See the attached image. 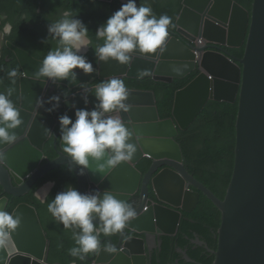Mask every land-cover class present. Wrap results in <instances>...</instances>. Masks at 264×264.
<instances>
[{
	"label": "water",
	"instance_id": "95a60500",
	"mask_svg": "<svg viewBox=\"0 0 264 264\" xmlns=\"http://www.w3.org/2000/svg\"><path fill=\"white\" fill-rule=\"evenodd\" d=\"M184 4L178 18V33L168 29L173 33L168 35L162 53L159 49L151 55L139 53L130 66L120 65L110 58L107 62L99 61L96 72L85 73L73 69L76 74L74 80L71 75L64 79L57 78L46 98H43V103L39 104L38 115L30 129L31 113L24 107L33 109L35 101L31 103L27 95L35 98L39 95L40 100L39 92L45 86L40 79L48 80V77L41 76L37 81L30 82L37 90L24 89V82L21 103L17 107L23 123L9 129V132L17 134V141L11 145H0L4 151L3 158H0V185L7 194L22 197L45 173L69 164L78 175V191L81 194H96L99 191L102 199L104 192L110 191L115 198L128 203L139 192L137 216L126 227L131 232L144 233L145 237L148 234L155 236L158 232L167 236L176 235L182 211L193 212L200 203V194H203L221 212L218 249L213 252L214 264H264V0H254L252 13L236 0H185ZM182 34L191 40L202 38L205 43L193 45ZM8 46L24 69L26 76H23V80L32 79L42 61L12 42H8ZM245 46L244 58H237L229 50ZM195 50L201 54L203 74L178 92L172 118H161L154 92L131 90V95L125 101L130 105V110H121L123 123L131 132L127 142L137 149L130 162H120L110 171L107 167L100 171L97 165L105 163L113 155L106 150L99 161L90 157L89 167L84 169V174H80L81 166L61 150L55 149L58 157L39 167L20 186L22 178L16 172L25 176L38 167L44 155V143L56 124L54 105L57 102L50 98L58 95V82L72 88L89 84L96 76L102 79L113 76L146 78L160 73L162 68L177 79H185L197 68ZM138 70L147 71L139 75ZM154 76L157 80L174 82L173 77ZM37 85H41V89ZM238 96L235 164L226 196L221 200L186 170L178 138L180 128L188 131L210 101L234 104ZM98 103L95 88H87L75 96L67 95L58 102V106L59 111L65 109L74 122L76 108L99 111ZM107 115L115 116L116 111L105 113ZM27 131L28 136L25 135ZM63 146L61 142V148ZM147 156H152L154 162L144 172L140 165ZM151 191L155 200L150 197ZM7 203L8 198L1 200L0 209L6 210ZM13 213L21 215V223L12 234L17 248L10 262L7 251L0 250V264H41L45 261L47 239L36 209L22 204ZM93 223L100 225L101 222L94 216ZM126 234L124 229L118 244L104 238L107 240H103L101 245L108 241L115 250L103 249L94 253L93 257L81 260V263L148 264L147 256L143 254L148 245L146 238L124 241ZM132 242L141 250L137 247L134 249Z\"/></svg>",
	"mask_w": 264,
	"mask_h": 264
},
{
	"label": "clouds",
	"instance_id": "9594fccd",
	"mask_svg": "<svg viewBox=\"0 0 264 264\" xmlns=\"http://www.w3.org/2000/svg\"><path fill=\"white\" fill-rule=\"evenodd\" d=\"M106 2H111V1H106ZM123 2L125 3H123L118 10L113 12L107 18V20L96 29L95 35L97 40L103 41L101 45L95 48L97 65L96 64L92 65L91 61H89L85 56H82L89 53L91 49V39L88 37L89 29L83 23L82 20L71 18L72 13L70 11L63 12L61 19L49 25L48 27L49 33H51L53 37L59 38L58 41L59 47H57L55 50L48 51L47 55L43 59L35 57L27 49L14 44L10 40L6 42L7 46H8V42H12L14 45L26 50L30 55L33 56V58L42 61V65L39 68L38 72L34 74V77L32 79H29L28 81L27 80L24 81L23 76H26L24 69L22 68L21 63L18 57L16 56L15 52L12 49H10L8 46V48L14 52L22 69V71L20 72L18 69L13 68L10 69L7 73L12 84H15L16 80L19 78L20 100L19 103H13V101L10 99L13 92L15 91L14 88L10 87L7 88L5 91L0 92V125H3L0 126V145H4V144L11 145L17 141L18 138L17 134L15 132H9V129H15L23 123V120L20 116V111L17 107L20 106L21 103L22 88L24 86V82H25L24 89H36L34 85L30 84V82L34 80L37 81V79H39L41 76L48 77V80L40 79L41 81L45 82L44 90L42 92H39L41 93L40 100L38 98L39 95L37 98L27 95V98L31 103L35 101L33 109L24 107L28 112L31 113L30 115L31 123L28 126V128L30 129L36 116L38 115L39 104L43 103L42 101L43 98H46L47 92L51 89L52 83L57 82L56 81L57 78L64 79V78H68L69 75H71L72 79L74 80L76 74L75 72L72 71L73 69L80 72L84 71L85 73L96 72V70L99 67V61L107 62L110 58L117 61L120 65L130 66L136 55H140V54L151 55L153 53H156L158 49L159 52L161 53L165 50L166 40L168 35L172 34L173 32H175L176 34L178 33V28H179L178 18L181 15L184 7L176 21L177 29L171 30L169 28V25L172 22L171 17L167 15H161L159 18H157L153 14V11L149 5L141 4L138 6L137 0H127ZM238 2L241 3L240 1ZM241 5L251 13L253 12V6L252 8H247L243 4ZM10 26L12 27L11 24L5 25L3 29V33H0V46L3 43L2 41L4 40L5 35L11 33L12 28ZM168 29L173 32L169 31ZM182 37L196 46H200L205 43V40L202 38H198L197 40H191L188 36L184 34H182ZM245 47L247 48V46ZM236 49H242V48H229L232 54H234L232 51ZM195 52L197 54V61H196L197 68L190 76H192L195 72L198 71L200 73L198 77H200L203 74L202 71H204V68L202 67L201 54L197 50H195ZM234 55L237 58H244L245 56L244 55L243 57H241L236 54ZM158 62H160V60ZM146 71L147 70H138V74L144 75ZM155 74L162 77H169V78L173 77L174 82L165 81L164 79L157 80L154 76ZM155 74L153 76L146 78H136L130 76L128 77L113 76L110 78L102 79L99 76H96L92 79V81L89 84H79L72 88L63 83L58 82V89H59L58 95L50 98V100H55L57 102V104L54 105V107L56 108V113H55V118L57 119L56 124L49 138L44 143L43 146L44 155L38 167L32 170L31 172H29L25 176H21L19 173L16 172V174L22 178V184L20 186L24 185V183L28 180V178L39 167L57 158L58 152H56V150L57 151L61 150L63 153L68 155L72 159V161H74L77 165L81 166L80 174H84V169L89 167L90 157L96 161H99L104 157L106 150H110V153L111 154L113 153V155H111L106 160L105 163L98 164L97 165L98 170L103 171L107 167L110 171L112 168H115L120 162H130L133 156L135 155L137 149L134 144L127 142L131 137V132L128 131V129L125 127L123 123L124 120L122 118L121 110L124 112H128L130 110V105L126 104L125 101L128 99V96L131 95V90L138 89V90H148L154 92L156 95L157 104L160 112L161 109H160L159 98L156 89L138 87V86H132V87L125 86L123 80L130 79V80L143 81L151 78L158 82H166V83L174 84L177 80H185L190 77L188 76L185 79H177L173 75L171 76L170 72L164 68L161 69L160 73H155ZM197 78H195L193 81H195ZM37 88L41 89V85H37ZM87 88H95V95L97 100L99 101L97 107L100 110L97 111L93 109L89 111L85 108L82 109L76 108L75 109L76 119L73 118L75 119V121L73 122L72 119L67 115V111L65 109H63L61 112L59 111L58 102L61 99L63 101L64 97H66L67 95H69V97L75 96L77 93L83 92ZM177 94H176V99H177ZM176 99H175V106H176ZM239 101H240V96H238L237 99L238 105H239ZM85 102L87 103V100H85ZM210 102H219V101H210ZM220 103H224V102H220ZM225 103H229V102H225ZM229 104H233V103H229ZM48 110L51 111L52 109H48ZM113 111H116L115 116H110V115H107V117L105 116V113L113 112ZM161 118L165 120V118H163L162 115ZM181 130L183 129L180 128V136H181ZM45 131L47 132L49 130L45 129ZM57 131L59 132L56 134ZM25 135L26 136L29 135L28 131L25 133ZM53 138H54V144L56 142V146H55L56 156L54 158L48 155L45 150L48 141L52 140ZM61 142L64 145L62 148H61ZM3 152L4 151L0 149V158H3L4 155ZM147 160L151 161V165L148 169H145L143 167V164ZM153 162L154 159L152 158V156H147V158H145L142 161L140 168L144 172H147L153 165ZM1 164H4V162H2ZM63 165H68L70 168H72L69 164H63ZM61 166H58L45 173L32 185L31 190L28 192V194L22 197L7 194L4 187L0 185V189H2L3 191V195L0 197V201L3 200L4 198H8L6 210L0 209V250L7 251L9 255L8 256L9 262H10V257L15 253V248H17L12 234L16 232L15 230L21 223V215L13 212L17 209L18 206L22 204H27L28 206L35 208V206L28 204L26 202H19V204L15 207V209L11 211V213H9L10 210L8 209L10 205V196L14 198H24L30 195L33 192L34 187L38 184L40 180H42L48 174L60 168ZM184 166H185V159H184ZM76 176H77V189L69 186L66 188V190L58 192L55 195L54 199H52L50 202L47 203V210L54 218V220L58 221L59 223H62L64 229L73 230L72 239L74 240L76 246L69 249V254L72 257L78 258L80 260V264H82L81 260H85L87 257L91 258L94 256V253H98L103 249H106L107 251H114L115 249L112 245H110L111 243L109 244L108 241H105L101 245V242H103V240H107L110 238L112 239V243L118 244V241L120 239V233H122V231L125 229L127 234L124 238V241L133 238L135 239L146 238L148 245L144 248L145 251L143 254L147 256L148 264H154V257H157L161 254L163 250V238L167 235L164 234L163 232L160 233L158 232V234H156L155 236L148 234L145 237L144 233L131 232V230L128 227H126V225L137 216L136 208L138 207L140 193L139 192L136 193L128 203L118 200L111 194L110 191H105L102 199L100 198L99 191H97L96 194H81L78 191V175L76 174ZM55 185H56V181L53 179L44 180L34 190L33 195H35L37 199L41 200V203H44L47 200L48 196L51 194ZM191 190L193 191L194 189L191 188ZM201 195L203 194H200V200H201ZM150 197L155 200L152 191ZM183 213L184 211H182V218H183ZM188 213H192V212H188ZM94 216L99 218V221L101 222L100 225H96L93 223ZM182 218H181V222H182ZM181 222H180V226H181ZM180 226H179V230H180ZM76 228H78L80 231L79 232L74 231V229ZM179 230L177 234L173 236H177ZM218 236H219V230H218ZM167 237H172V236L170 235ZM46 239H47V247L45 251V261L40 262L41 264H48V258L51 252V247L47 236ZM195 242L199 246L208 247V245L199 238H197ZM131 244L133 245L132 247L134 249H136L137 247L139 251L141 250L140 246H138L134 242H132ZM214 251L216 250H211V253L213 255H214L213 253ZM89 254L92 255L90 256ZM22 255L32 258L33 261L36 260L32 256L26 254H22ZM186 258L189 260V257L187 255ZM86 264L89 263L86 262Z\"/></svg>",
	"mask_w": 264,
	"mask_h": 264
},
{
	"label": "trees",
	"instance_id": "16d2710c",
	"mask_svg": "<svg viewBox=\"0 0 264 264\" xmlns=\"http://www.w3.org/2000/svg\"><path fill=\"white\" fill-rule=\"evenodd\" d=\"M247 8H252L254 0H237ZM125 3L122 0L111 2L100 0H0V33L5 25L11 24L12 31L6 34L0 46V92L7 88H14L10 99L19 103V78L12 84L7 73L16 68L22 71L14 52L6 44L8 40L27 49L35 57L43 59L48 51L59 47V38L53 37L48 31L51 23L62 18L65 11L72 13L71 18L80 19L89 29L91 49L85 56L92 65H97L95 48L103 43L97 40L96 29L107 18ZM147 4L156 17L167 15L171 17L169 28L176 30V21L184 7V0H137V5ZM243 57L246 47L232 51ZM81 55V54H78ZM200 73L197 71L185 80H177L174 84L147 80H123L125 86H138L156 89L161 115L171 118L175 106L176 94L187 87ZM99 81V80H98ZM238 102L236 104L210 102L207 109L188 131L181 130L178 141L184 152L185 166L188 172L194 175L218 198L224 200L229 188L234 164L237 143ZM54 140L48 141L46 153L56 156ZM151 161L143 164L148 169ZM47 179L56 181L51 194L44 203L33 195L38 185ZM77 189L76 173L68 165L48 174L34 187L33 192L24 198L10 196L9 209L13 211L19 202H26L35 206L42 221L46 236L49 240L51 252L48 264H80L78 258L69 254V249L75 247L71 229H64L63 224L55 221L47 210V203L55 195L66 190L67 187ZM3 195L0 189V197ZM221 226V212L204 195L197 208L192 212H184L177 236L163 238V250L154 257V264H213L215 256L211 250H217L218 230ZM74 231L79 232L78 228ZM199 238L208 247L199 246L195 240ZM90 256L92 254H89ZM189 257V260L186 258Z\"/></svg>",
	"mask_w": 264,
	"mask_h": 264
}]
</instances>
